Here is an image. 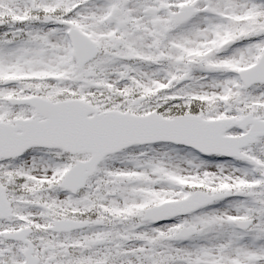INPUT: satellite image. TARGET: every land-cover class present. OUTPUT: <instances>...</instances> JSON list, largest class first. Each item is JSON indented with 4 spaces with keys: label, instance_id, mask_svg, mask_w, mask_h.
I'll return each instance as SVG.
<instances>
[{
    "label": "snow or ice",
    "instance_id": "obj_1",
    "mask_svg": "<svg viewBox=\"0 0 264 264\" xmlns=\"http://www.w3.org/2000/svg\"><path fill=\"white\" fill-rule=\"evenodd\" d=\"M0 264H264V0H0Z\"/></svg>",
    "mask_w": 264,
    "mask_h": 264
}]
</instances>
